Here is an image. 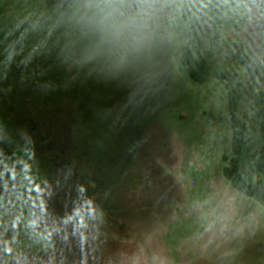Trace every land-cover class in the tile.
I'll return each instance as SVG.
<instances>
[{"label":"rangeland","instance_id":"obj_1","mask_svg":"<svg viewBox=\"0 0 264 264\" xmlns=\"http://www.w3.org/2000/svg\"><path fill=\"white\" fill-rule=\"evenodd\" d=\"M194 1L161 0L147 28L119 42L104 38L99 17L65 10L51 27L0 8V105L34 100L39 125L32 135L22 125L13 158L3 147L0 264H55L32 229L44 206L65 199L72 206L54 208L73 207L65 244L75 253L65 264H90L94 249L96 264H264V206L223 175L232 157L231 126L220 121L226 83H195L180 62ZM255 2L196 3L210 15L201 55L212 68L246 76L235 42L264 63V6ZM252 86L245 78L246 92ZM253 106L248 94V161ZM40 137L59 154L53 164L50 151L31 147ZM41 167L47 181L38 182Z\"/></svg>","mask_w":264,"mask_h":264},{"label":"trees","instance_id":"obj_2","mask_svg":"<svg viewBox=\"0 0 264 264\" xmlns=\"http://www.w3.org/2000/svg\"><path fill=\"white\" fill-rule=\"evenodd\" d=\"M199 0H197L198 2ZM258 4L257 6H264V0H254ZM196 2V3H197ZM255 2V3H256ZM194 1L193 12L194 15L190 21L189 29L186 34L187 44L181 49V65L186 69L189 78L198 84L204 85L210 78L217 79L226 83L227 89V100H228V116L220 118L223 123H229L232 131V157L230 160L224 156V161L228 162L223 168V175L231 183L233 188L244 195L256 200L262 206H264V63L255 62L246 53L245 45L242 42H235L232 47V55L244 68L246 76L243 77L240 74H233L228 70L220 68H212L208 59L202 57L201 51L204 43V35L208 28L207 18L210 15L206 12V8L196 6ZM196 6V7H195ZM0 8L7 11L9 15L16 16L20 19L43 22V19H53L52 26L59 24L65 10L71 13L84 14L87 17H98L94 0H0ZM0 9V10H1ZM220 10L217 12L218 25L221 24ZM45 16V17H44ZM65 16V15H64ZM61 17V18H60ZM43 22L42 25H44ZM53 32V28L51 29ZM259 38L264 47V19L262 18L259 27ZM220 34L219 30H216L213 36L214 49H220ZM245 78L249 79L252 83V89L250 92H246L244 87ZM73 80V78H71ZM28 92V91H26ZM25 92V93H26ZM24 93V94H25ZM251 95L254 99L253 106V117L251 122L254 123V148L251 151L250 160H247V154L249 152L250 144V123L247 122L246 117L243 113V109L246 103V99ZM34 100H2L0 105V163L1 156L4 148L7 149L10 155L14 157V145L16 142H20L18 138L21 136L19 132L24 128L22 125H26L28 134H33L38 130L39 125L36 120L32 117L29 111H32L34 107ZM28 112L31 116L23 119V113ZM33 113V112H31ZM17 115L19 118H17ZM44 138L40 137L39 142L33 144L36 153L43 156V153L37 148L44 147V150L50 151L51 164L55 162L53 155H59L51 148L46 149ZM23 144V143H22ZM48 144H52L49 143ZM11 158V161H12ZM49 165V164H48ZM245 168L252 169L253 173L258 176L256 180H252L245 174ZM0 167V174H1ZM41 175L38 182L47 181L45 178V172L48 173V168L41 167ZM44 175V176H43ZM1 177V175H0ZM48 177V176H47ZM2 196L0 195V210L2 211ZM46 202V201H45ZM65 209L68 206H72V200L65 199V201H54L49 202L48 205L44 206L42 213L45 218L43 220L48 222L49 225H62L63 215L59 213V210L54 209L56 205H64ZM73 209V207H72ZM72 209L68 208V214L71 213ZM65 212V222L70 216ZM102 219L105 220L110 218L107 214L101 215ZM69 219V218H68ZM51 221H54L51 223ZM67 226V224L65 225ZM68 228V227H66ZM73 246L69 247L67 257H70V253H75ZM66 252V253H67ZM97 250L94 249L92 252V259L90 264H96L94 258Z\"/></svg>","mask_w":264,"mask_h":264},{"label":"clouds","instance_id":"obj_3","mask_svg":"<svg viewBox=\"0 0 264 264\" xmlns=\"http://www.w3.org/2000/svg\"><path fill=\"white\" fill-rule=\"evenodd\" d=\"M161 0H94L104 38L124 41L143 32Z\"/></svg>","mask_w":264,"mask_h":264},{"label":"flooded vegetation","instance_id":"obj_4","mask_svg":"<svg viewBox=\"0 0 264 264\" xmlns=\"http://www.w3.org/2000/svg\"><path fill=\"white\" fill-rule=\"evenodd\" d=\"M58 203V201H54V203ZM3 207V205H2ZM39 220L35 223L34 229H32L33 233H35L38 237L39 240L43 245L45 246V251L47 253L43 255H49L47 261L49 259H52V262H55V264H65L66 262H71L70 257H67V254L69 251L68 244H65L66 236H68V229L65 227V215H63L62 219V225H49L48 222H45L43 218V213H39ZM54 221H51L53 223ZM67 252V253H66ZM37 253V252H36ZM42 251H40L38 254H41ZM77 253H80L79 251ZM76 262H79L78 255L76 257ZM75 260V258L73 259ZM73 262V261H72Z\"/></svg>","mask_w":264,"mask_h":264}]
</instances>
